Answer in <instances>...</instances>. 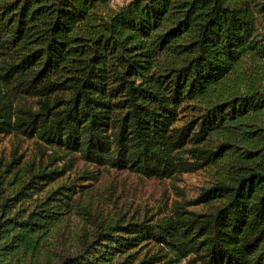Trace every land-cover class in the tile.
<instances>
[{"label":"trees","instance_id":"1","mask_svg":"<svg viewBox=\"0 0 264 264\" xmlns=\"http://www.w3.org/2000/svg\"><path fill=\"white\" fill-rule=\"evenodd\" d=\"M113 1L0 0V140L49 151L0 154V264H264V0ZM78 159L208 183L100 216Z\"/></svg>","mask_w":264,"mask_h":264},{"label":"rangeland","instance_id":"2","mask_svg":"<svg viewBox=\"0 0 264 264\" xmlns=\"http://www.w3.org/2000/svg\"><path fill=\"white\" fill-rule=\"evenodd\" d=\"M127 1L114 0L111 5L118 6ZM12 148H15L17 154H21L24 159H40L42 157L45 162L49 156V151L43 154L39 153L34 139L15 138L9 135L2 137L0 154L8 157ZM61 164L59 162L54 165L61 168ZM63 173V180L72 182L75 179L76 184L85 185L76 187L80 188L76 197L80 198L82 206L87 204L91 213L97 212L100 216L119 214H126L127 217L134 216L135 218L143 215L159 216L169 212L174 200L194 198L200 192L201 187L208 183L206 174L201 171L184 173L178 180H159L143 178L128 171L97 167L81 159L64 168ZM81 176H85V178L83 179ZM201 208L203 207H190V209ZM82 220L84 219L79 216H71L65 224L66 228L69 231H78L82 226ZM177 264L200 263L189 257Z\"/></svg>","mask_w":264,"mask_h":264}]
</instances>
